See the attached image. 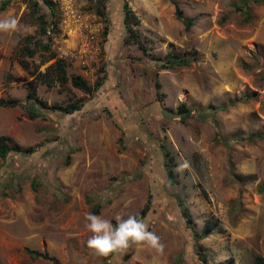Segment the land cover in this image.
Listing matches in <instances>:
<instances>
[{"label": "rangeland", "instance_id": "1", "mask_svg": "<svg viewBox=\"0 0 264 264\" xmlns=\"http://www.w3.org/2000/svg\"><path fill=\"white\" fill-rule=\"evenodd\" d=\"M53 1L52 14L42 0H0V19L19 22L0 32V98L22 103L0 105V134L31 147L0 156V264H264V0H176L187 28L169 0H126L143 49L121 0H68L67 14ZM32 5L56 22L45 34ZM25 35L46 41L91 90L60 85L52 68L42 75L52 58L42 61L39 47L21 55ZM167 52L186 63L160 68ZM72 102L69 113L50 107ZM178 102L190 112L177 113ZM148 192L138 219L162 253L142 244L98 256L87 247L88 212L116 223Z\"/></svg>", "mask_w": 264, "mask_h": 264}, {"label": "trees", "instance_id": "2", "mask_svg": "<svg viewBox=\"0 0 264 264\" xmlns=\"http://www.w3.org/2000/svg\"><path fill=\"white\" fill-rule=\"evenodd\" d=\"M42 1L45 3V5L50 10V13L53 14L55 11V7L57 6L53 4L54 1L53 0H42ZM95 1L98 3L103 2V0H95ZM169 1L173 4V12H174L175 17L178 18L183 23L185 28H187L191 23V19L189 17L183 16L182 10L179 7L176 0H169ZM121 8L123 11L122 21L124 23L125 28L128 31H130L129 32L130 37H132L137 43V45L143 49V46L141 45V43L138 41V39H136V35L132 31L133 30L132 27H130V23H131L130 19L135 18V16H134V13L131 11V9L128 7L126 0H121ZM31 9L33 12V18L36 20V23H37L38 32L40 34H45L49 30V28H52L53 26H55V23H56L55 20L51 17L49 19H46L44 14L38 11L37 5H32ZM96 11L98 14L103 15L102 9L96 8ZM106 31H107V26L105 25L103 32L106 33ZM38 47L42 48L43 50L48 51V54L46 55V57H44L42 61L52 58L50 62L45 64L44 69L40 72L42 75H46L49 69L52 68V70L54 71V78L57 79L60 85H63L64 83H66L67 80H69L70 83L74 87H77L81 89L82 91L89 92L91 90V87L88 85L85 78H83L79 73H70L69 76L66 74L65 60L62 57L57 56L53 50H50L49 44L46 41H41L40 39L34 38L31 35H25L24 43L21 46L20 53L21 55L23 54V55L31 56L32 54H34L36 50L35 48H38ZM42 61H39V62H42ZM186 61H187V58L183 57L182 55L172 53V52H167L165 59L159 62V66L160 68L173 67L174 65L185 64ZM18 62L24 68H27L29 65L28 61L24 59V57H19ZM103 79H104V74H102L100 77L94 80V86L98 88L99 91L103 90ZM49 80L50 79L45 80V81L48 82ZM153 85L155 88H158L160 84L157 80H154ZM25 97L36 100L37 103L41 106H46L45 100L38 98L36 96H33L29 92L26 93ZM16 104H22L20 100L16 97H6V98L1 97L0 98V105L13 106ZM78 106L79 105L76 102H72L64 106L51 105L50 107H58L64 113H69L72 110L78 108ZM175 109H176V112L181 114L182 116L186 115L191 110L187 105L184 104V102H178L175 106ZM163 112L165 113L166 110L163 109ZM198 112L201 113L200 115H204L203 113L204 111L198 110ZM27 114L30 118H33L38 115V112L36 111V109L31 107L27 111ZM30 151H31L30 146L20 147L17 143L12 141L6 135L0 134V156L1 157H5L7 155H14V154H18L21 152L28 153ZM163 154H165V152H163ZM166 170H167V175H169L170 169L167 167ZM150 201H151V193L148 192L146 196V200L143 202L142 207L134 214L137 218H140L149 209ZM177 205L179 207V212L181 216H183V218L187 220L188 219L187 209L181 205V202L179 200H177ZM96 211H97V207H94L93 212H96ZM113 224L115 225V222ZM212 226H213V223H207L203 231L199 233L194 232V235L196 237H201L202 235L205 234L206 230H209ZM24 249L30 254L46 257L53 261L55 260L54 257L51 255H48L46 251L39 252V251L30 250L28 248H24Z\"/></svg>", "mask_w": 264, "mask_h": 264}, {"label": "clouds", "instance_id": "3", "mask_svg": "<svg viewBox=\"0 0 264 264\" xmlns=\"http://www.w3.org/2000/svg\"><path fill=\"white\" fill-rule=\"evenodd\" d=\"M19 30V22L15 17L0 19V32ZM116 223L101 215L88 212L85 215V228L91 235L86 241L87 247L98 256H109L127 251L132 245H147L157 253H162L164 245L160 237L148 229V224L135 215L127 219L115 217ZM153 264H156L155 258Z\"/></svg>", "mask_w": 264, "mask_h": 264}, {"label": "built area", "instance_id": "4", "mask_svg": "<svg viewBox=\"0 0 264 264\" xmlns=\"http://www.w3.org/2000/svg\"><path fill=\"white\" fill-rule=\"evenodd\" d=\"M59 1V6L63 9V13L67 14L68 12V0H58ZM61 3V5H60Z\"/></svg>", "mask_w": 264, "mask_h": 264}]
</instances>
